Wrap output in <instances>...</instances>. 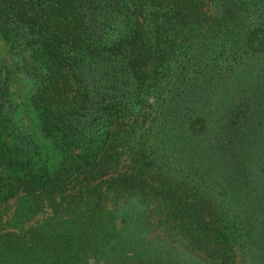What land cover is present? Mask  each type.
I'll return each instance as SVG.
<instances>
[{
	"label": "trees",
	"instance_id": "1",
	"mask_svg": "<svg viewBox=\"0 0 264 264\" xmlns=\"http://www.w3.org/2000/svg\"><path fill=\"white\" fill-rule=\"evenodd\" d=\"M0 40V264H158L118 247L151 217L264 256V0H0Z\"/></svg>",
	"mask_w": 264,
	"mask_h": 264
},
{
	"label": "rangeland",
	"instance_id": "2",
	"mask_svg": "<svg viewBox=\"0 0 264 264\" xmlns=\"http://www.w3.org/2000/svg\"><path fill=\"white\" fill-rule=\"evenodd\" d=\"M223 3L224 0H218L219 6H222ZM0 73L3 79H6V77L9 79L10 104L13 106L27 105V100L29 101L31 95L35 92L34 84L20 69L18 57L11 53L2 40H0ZM23 202L24 200L20 199L18 204L22 205ZM15 204L16 201L12 200L4 207L6 209V214L3 215L4 218L12 215L16 208ZM117 207L118 205L113 209ZM46 215L43 213L38 214L33 223L37 220L41 222ZM124 224L123 217L117 220V228L120 229ZM153 224H156L155 217H151L150 226L145 229L139 227L122 233L121 238L127 245L124 244L118 247L123 250L126 257L136 253L143 256L144 259H153L154 262H159L158 264H219L215 258H208L204 253L193 250L188 241L180 235L169 232L164 227L156 229ZM88 257L86 260H89V264H104L100 259L96 262L95 259H98L96 256L88 255ZM237 264H264V256L261 252L256 251L244 258L239 257Z\"/></svg>",
	"mask_w": 264,
	"mask_h": 264
}]
</instances>
